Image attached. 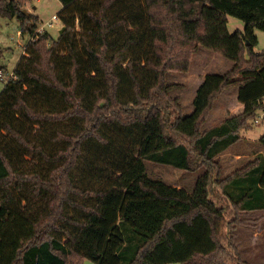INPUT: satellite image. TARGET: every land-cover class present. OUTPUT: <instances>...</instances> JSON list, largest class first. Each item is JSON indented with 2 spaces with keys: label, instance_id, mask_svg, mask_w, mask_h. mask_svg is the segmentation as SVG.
<instances>
[{
  "label": "trees",
  "instance_id": "16d2710c",
  "mask_svg": "<svg viewBox=\"0 0 264 264\" xmlns=\"http://www.w3.org/2000/svg\"><path fill=\"white\" fill-rule=\"evenodd\" d=\"M60 1L64 31L30 41L0 94V264H122L128 251L127 264H252L237 230L264 209V158L225 178L216 158L264 111V0ZM24 10L0 0V17L34 35L40 19ZM229 16L244 30L231 33ZM201 47L233 66L206 75L186 114L166 76ZM236 86L243 111L204 130ZM146 162L205 172L187 191L150 178Z\"/></svg>",
  "mask_w": 264,
  "mask_h": 264
},
{
  "label": "rangeland",
  "instance_id": "374dc122",
  "mask_svg": "<svg viewBox=\"0 0 264 264\" xmlns=\"http://www.w3.org/2000/svg\"><path fill=\"white\" fill-rule=\"evenodd\" d=\"M23 1L25 2V10H27L29 13H34L39 17V28L41 25H44V23L48 21L54 14L59 15L60 21H56L53 27L46 26V31L51 34L52 39H57L60 32L65 29L60 14L63 8L61 1ZM229 19L230 21L228 22V29L231 33L237 30L236 23H241L242 25L244 23L242 20L233 16H230ZM77 29L80 30L81 28L77 27ZM19 31H21V24L17 17H0V69H2L5 73H12L15 70L19 61L26 53L27 48L25 49V47H28L30 38L32 36L23 34L19 35ZM263 49L264 33H261L257 50ZM232 66L233 62L224 57L222 54L211 49L201 47L200 50L194 54L188 71H171L167 74V82L175 85L171 91V95L179 99L183 106V111L186 114H191L194 111L193 101L195 99L197 89L204 81L206 75L210 73H225L229 71ZM6 83L7 81L0 77V94L3 92ZM236 90L237 87L225 89L218 96L208 116L207 122H205L203 126V129H209L213 126L221 124L224 117L236 115L241 112V110L238 108L240 103L235 94ZM263 117L264 111H258L256 118L250 120L251 127L242 129L240 135L245 136L247 133H250L253 137L260 138L264 134ZM255 119H259V122L256 123ZM19 124L24 126L26 132L31 133L33 136H36L37 138L42 136L41 133L43 131L39 125H34L32 127L31 124H29V122H27V120L23 117H21ZM4 140L9 144L14 145V141L10 136H8V140ZM48 145L50 146V144ZM26 159L29 160V162L24 163L26 167L39 169L44 173L49 169L48 164L40 161L38 158L26 156ZM225 159L226 157H223L222 161L224 160V165L228 166V161L226 162ZM232 171H234V169H224L226 174L231 173ZM204 172V168L188 172L164 164L146 162V173L150 178L154 180H160L169 186L180 185L187 191H192L194 189L197 179ZM243 217L248 219V223L238 227L236 239L242 256L252 264H264V212H255L249 215L243 214ZM128 229L131 230L130 227ZM132 253L128 251L126 255L124 253L122 254V264H127ZM86 264L97 263L88 260L86 261ZM170 264L182 263L172 262Z\"/></svg>",
  "mask_w": 264,
  "mask_h": 264
},
{
  "label": "crops",
  "instance_id": "0c3cea01",
  "mask_svg": "<svg viewBox=\"0 0 264 264\" xmlns=\"http://www.w3.org/2000/svg\"><path fill=\"white\" fill-rule=\"evenodd\" d=\"M230 18V16H229ZM230 21V19H229ZM236 27L237 30H244L245 25L243 23V25L241 23H236ZM261 33H264L262 31H258L257 35H258V39L260 40V36ZM257 49V48H256ZM237 87V90L235 92L236 97L238 99V90L239 87ZM235 88V87H233ZM240 103V102H239ZM241 111H243V104L240 103L239 107H238ZM234 116V115H231ZM231 116H226L222 119L221 124L229 117ZM207 122V121H206ZM220 124L216 125L219 126ZM215 127V126H213ZM211 127V128H213ZM210 129V128H209ZM207 130V129H204ZM242 139L240 141H238L237 143L233 144L232 146H230L224 153H222L220 156H218L216 158V160L219 162L220 166H221V177L225 178L228 175H230L232 172L236 171L237 169H240L242 167H244L245 165H247L249 162L254 161L255 159L258 158V156H261L264 158V150L261 148L258 140L260 138H255L253 137L250 133H247L245 136H241ZM226 157L225 161L230 165H224V160L222 161V158ZM239 166V167H238ZM238 167V168H235ZM224 169H234V171H232L231 173L226 174L224 172ZM176 186V185H175ZM176 187H181L180 185H177ZM217 187L219 189H221V186ZM233 190V189H231ZM255 212H264V209H259V210H253V211H246L244 212V214H251V213H255ZM261 215V214H260ZM237 242V241H236ZM238 244V243H237Z\"/></svg>",
  "mask_w": 264,
  "mask_h": 264
},
{
  "label": "built area",
  "instance_id": "2783aa9c",
  "mask_svg": "<svg viewBox=\"0 0 264 264\" xmlns=\"http://www.w3.org/2000/svg\"><path fill=\"white\" fill-rule=\"evenodd\" d=\"M56 21H60V17L58 14H54L48 21L44 23V25H41V27L38 29V31L31 36L30 41L35 40V38L46 31V26L53 27L55 25ZM19 35H21V31H19ZM27 47H25L26 49ZM14 76V72L12 73H5L2 69H0V77L4 78L6 81L11 79ZM255 122H259V119H255Z\"/></svg>",
  "mask_w": 264,
  "mask_h": 264
},
{
  "label": "water",
  "instance_id": "95a60500",
  "mask_svg": "<svg viewBox=\"0 0 264 264\" xmlns=\"http://www.w3.org/2000/svg\"><path fill=\"white\" fill-rule=\"evenodd\" d=\"M25 12H27V13H29L27 10H24ZM64 30V29H63ZM63 30L60 32V33H62L63 32Z\"/></svg>",
  "mask_w": 264,
  "mask_h": 264
}]
</instances>
